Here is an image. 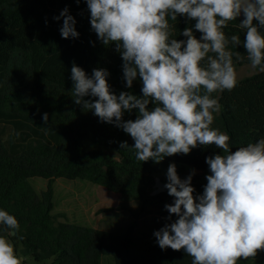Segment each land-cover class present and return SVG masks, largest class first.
Here are the masks:
<instances>
[{"label": "trees", "instance_id": "16d2710c", "mask_svg": "<svg viewBox=\"0 0 264 264\" xmlns=\"http://www.w3.org/2000/svg\"><path fill=\"white\" fill-rule=\"evenodd\" d=\"M65 8L76 20L78 38L61 35L63 18L55 17ZM90 17L86 0H0V210L19 223L11 235L12 230L0 225V236L14 245L20 260L26 257L24 262L29 256L50 264H104V256L109 255L110 264H192L184 249H161L157 239L136 234V221L126 231H115L63 221L54 212V183L59 177L88 180L108 193L163 212L175 199L168 190L153 194L159 163L136 159L131 149L134 140L122 128L102 122L91 109L74 103V63L90 77L93 69H106L110 91L117 96L121 92L143 96L139 77L131 88L126 86L120 52L115 43L103 44L92 30ZM240 22L239 16L223 29L226 36L241 38L239 45L228 47L235 68L250 64L243 47L246 30ZM195 23L184 15L176 21L169 18L173 38L186 40L181 33L192 27L199 39L202 34ZM260 31L264 33V28ZM237 51L245 56L242 60L235 57ZM212 96L218 98L221 110L213 113L211 127L230 137L233 152L264 139V73L258 70L238 79L232 91ZM137 117L135 109L126 111L123 120ZM125 141L129 149L120 147ZM217 154L223 155V150L199 145L187 155L165 157L161 164L164 168L178 165L179 176L187 166L206 172L210 171L206 159ZM36 176L49 181L41 192L32 182ZM206 184L202 175L192 174L197 203ZM238 264H264V258L241 259Z\"/></svg>", "mask_w": 264, "mask_h": 264}, {"label": "clouds", "instance_id": "9594fccd", "mask_svg": "<svg viewBox=\"0 0 264 264\" xmlns=\"http://www.w3.org/2000/svg\"><path fill=\"white\" fill-rule=\"evenodd\" d=\"M77 3L80 0H76ZM92 30L104 45L115 43L120 52L126 86L142 80V97L110 91L106 69L90 76L75 63L71 68L74 103L91 111L102 122L114 123L133 140L131 149L142 162L160 163L165 157L189 154L199 145H215L223 155L208 157L210 168L204 192L193 193L192 175L181 180L176 165L167 170L165 188L174 197L166 205L178 219L154 233L161 249H184L192 264H238L264 251V139L233 152L230 137L213 129V113L221 105L212 94L232 91L237 72L229 45L241 43L238 35L223 31L243 13L239 27L246 30L243 47L253 69L264 73V0H86ZM178 15L195 20L173 38L169 18ZM60 29L63 38H78L76 20L65 8ZM254 22H258L254 23ZM238 60L245 56L235 53ZM97 99L86 100L85 97ZM154 104L153 108H149ZM138 117L123 120L127 111ZM45 124L49 122L43 114ZM48 131V129H45ZM129 149L127 142L120 145ZM0 225L10 235L19 229L15 216L0 210ZM0 264H21L14 245L0 236Z\"/></svg>", "mask_w": 264, "mask_h": 264}, {"label": "rangeland", "instance_id": "374dc122", "mask_svg": "<svg viewBox=\"0 0 264 264\" xmlns=\"http://www.w3.org/2000/svg\"><path fill=\"white\" fill-rule=\"evenodd\" d=\"M236 69L237 80L247 75L253 74L258 69H253L250 64L239 66ZM176 165V164H175ZM178 167V165H176ZM167 170L159 163L157 177L167 180ZM185 173V172H184ZM186 173L200 174L206 179L210 171H191L187 166ZM182 175V174H181ZM32 182L39 192L46 189L48 179L43 177H33ZM55 203L54 212L63 221H71L83 225H90L103 229L126 231L132 222L136 221L134 232L151 239H157L154 235L166 225L175 222L178 217L168 212H163L157 207H143L142 203L136 200H127L123 197L108 193L99 185L82 179H68L59 177L55 183ZM21 257L22 264H50L51 262H37L32 257L27 256V262ZM264 251L258 252L254 260L263 259ZM113 258L104 256L103 263L110 264Z\"/></svg>", "mask_w": 264, "mask_h": 264}, {"label": "water", "instance_id": "95a60500", "mask_svg": "<svg viewBox=\"0 0 264 264\" xmlns=\"http://www.w3.org/2000/svg\"><path fill=\"white\" fill-rule=\"evenodd\" d=\"M240 18H241V21L244 19L243 13H241ZM189 175H191V174L185 172L182 175H180L179 177L181 178V180H185L188 178ZM166 183H168V181H164L161 177H157V181L155 184V189L153 191V194H157V193H160L162 191H167V189L165 188ZM22 258H24V257H22Z\"/></svg>", "mask_w": 264, "mask_h": 264}]
</instances>
